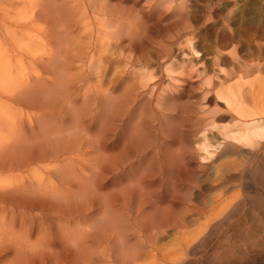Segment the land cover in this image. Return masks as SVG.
I'll return each mask as SVG.
<instances>
[{
  "label": "rangeland",
  "instance_id": "obj_1",
  "mask_svg": "<svg viewBox=\"0 0 264 264\" xmlns=\"http://www.w3.org/2000/svg\"><path fill=\"white\" fill-rule=\"evenodd\" d=\"M23 1L0 0V26L18 17ZM55 1H67L76 8L71 23L92 17L87 8L85 16H77L83 0ZM106 2L134 14L135 30L124 32L119 41L123 47L141 52L143 66L151 71L148 82L156 86L153 94L167 96L172 106L157 109L154 116L156 101L152 99L151 105H141L126 124L118 121L119 134L108 141L102 157L87 153L62 159L59 154L51 163L36 162L37 152L53 135H65L54 131L71 125L68 103L50 85L53 74L40 61L31 63V59L48 56L54 42L41 34L46 33L41 20L26 29H8L3 37L0 28V52L5 60L0 64L17 61L20 65L12 74L19 78L9 87H27L33 92L32 99L39 101L37 105L29 101L34 107L16 109L0 93V142L11 144L3 152L22 153L23 163L13 177L11 171L0 168V179L7 180L8 198L13 178L19 176V202H32L25 213L59 217L53 219L50 231L60 238L58 226L71 221L85 224L91 234L86 253L67 245V239H57L49 250L21 251L18 263L40 264L43 258L45 263L53 258L67 264H124L123 255L127 258L129 250H136L140 256L131 264H257L258 256H264V171L261 182L247 180L255 158L251 148L205 123L214 120L218 127L227 123L234 133L239 130L214 90L218 82L222 87L235 84L239 75L243 77L240 83H257L264 77V23L259 18L264 0ZM44 3L49 7V0ZM35 25H39L36 34L30 29ZM75 68L72 65V73L77 72ZM126 81L117 87L115 96H121ZM143 99L147 101L149 96ZM74 100L78 105L77 98ZM47 110L50 115L43 117ZM137 126L143 132L138 133ZM133 133L137 135L134 139L130 138L136 136ZM203 143L208 144L211 157L200 148ZM61 144L51 147L56 150ZM122 152L127 153L121 156ZM260 158L264 165V156ZM3 202L8 205L12 200ZM116 213L130 220L123 232L126 239L117 236L108 242V225L120 222ZM103 223H107L105 228ZM17 227L22 229L20 224ZM7 228L8 223L0 225L4 238L2 231ZM37 235L35 226L20 241L35 240ZM185 241L188 249L177 251ZM14 259V249L8 244L0 264Z\"/></svg>",
  "mask_w": 264,
  "mask_h": 264
},
{
  "label": "bare ground",
  "instance_id": "obj_2",
  "mask_svg": "<svg viewBox=\"0 0 264 264\" xmlns=\"http://www.w3.org/2000/svg\"><path fill=\"white\" fill-rule=\"evenodd\" d=\"M168 1L172 2V0H166V2ZM44 2L45 0H24L22 9L18 11V17L12 22L5 20L0 26L3 37L8 29H26L29 28L30 23L41 20L44 27L39 25L43 27L41 28L43 32H46L41 34L54 42L47 52L48 56L31 59V63L40 61L53 74V81L50 85L53 87L54 92L57 93L58 91L63 101L68 103L71 111V125L56 129L54 133L64 132L65 135L60 136L58 134L60 137L53 135L52 140L45 145L48 148L41 147L35 158L34 156L33 158L36 162L47 161L51 163L59 154L63 156L62 159L68 158L67 155H84L87 153L96 155L97 158L102 157L108 151V141L119 134L118 121L126 124L137 109L149 103L151 105L150 101L152 99L156 101V104L154 103L155 111L152 110L154 116L157 109L165 108L169 110L172 103L167 96L161 98L158 92L156 95L153 94V90H156L153 89L155 83L148 82L151 71L143 66L141 52L132 47H123L125 44L121 45V41H119L124 32L129 29L135 30L136 24H133L134 14L116 10L106 0H83V7L77 16L79 15L80 18L85 16V9L87 8L92 13V17L86 22L74 20L71 23L76 8L73 6L71 8L67 1H61L58 4L55 0H51V2L49 0V7ZM260 13L261 17L259 18H262L264 23V6ZM26 19L29 22H26ZM181 23L183 24V22ZM38 26L30 27L31 31L36 34V27ZM131 40L129 38V41ZM262 44L263 48L264 42ZM2 55L3 53L0 52V62L5 61ZM74 64L76 65V73L71 72V67ZM19 68L20 65L17 61L7 63V65L6 63L0 64V93L4 94L6 100H9L12 107L16 109L21 106L37 105L39 101L32 99L33 92H31V89L28 90L27 87L23 86L22 88L19 86V89L9 87V83L19 78L17 74L12 75L13 71ZM238 77V82L232 83L228 87H222L223 83L218 82V87L214 91L215 95L222 101L224 110L232 115V124L239 130L234 133L227 123L221 125L222 127H218V123L214 120H207L205 125L211 128H219L221 134L226 138L243 143L251 148L250 154L254 155L255 158L254 163L248 167L246 177L252 183H259L260 176L264 171V165L260 158V156H264V77L258 80L257 83H248L247 81L240 83L243 77L240 75ZM37 78L39 79V76ZM132 79H135V81L132 82ZM5 80H8L7 84L3 82ZM125 81L127 83L121 90V96H115L114 93L117 87L120 84L123 85L122 83H125ZM44 85L49 87L46 83ZM79 93L81 94L78 96ZM144 95L149 96L147 101L143 99ZM74 97L79 101L78 105H76L77 101L74 100ZM29 101L33 105L29 104ZM38 107H44V105ZM204 112L209 111L205 110ZM50 113L51 110L44 111L42 116L46 117ZM162 117H165V115H162ZM141 124L139 125L141 126ZM137 132H143V128L138 127ZM51 133L53 132L50 131L49 134ZM135 137L137 135L130 136L132 139ZM59 143H64L61 144L59 149L55 150L51 147ZM113 144L114 141H112ZM229 145L234 147L231 144ZM10 146L11 144L7 142H0V168L11 171L13 177L15 173L20 171L23 163H21L22 153L5 154L3 152L4 149ZM207 146V143H203L200 148L211 157V152L208 151ZM229 148L227 149L230 152ZM126 153L122 152L121 156ZM166 165L169 167L171 164L168 162ZM217 171H219L218 168ZM18 180L19 176L13 178L11 196L8 198L7 185L4 183L7 180L0 179V225L8 223V228L2 231L6 238L0 235V261L8 244L14 249L15 256L14 261L9 264H19L17 260L20 257L18 255L26 249L29 253L40 247L49 250L51 245L58 242L57 239H67L65 243L73 248L76 247L80 254L88 252V242L91 234L85 228V224L71 221L67 226H58V230L62 234L60 238L58 234H53L50 231L53 219L59 217L43 218L41 214L39 216V214L25 213L24 209H26V206L31 207L32 202L28 204L19 202L22 188L18 187ZM62 190L64 191L63 186ZM5 200H12V202L4 205L6 202L3 201ZM103 210L106 211L107 206H104ZM116 214L120 222L114 220L112 224L108 223V231L110 232V235L107 236L108 242L117 236L126 239L123 232L128 228L125 224L130 220L125 214ZM110 220L113 219L110 218ZM18 224L22 226V229H18ZM106 224L103 223L102 227L105 228ZM35 226L38 232L37 238L35 240L20 241L23 235L29 237L34 232ZM185 242L177 251L188 249L189 243ZM180 244L182 245V242ZM37 251L39 250L34 253ZM127 253V258L126 255H123L121 263H134L140 256V252H136V250H129ZM167 259L169 258L167 257ZM257 260V264H264V256H258ZM44 261L43 258L40 264H67L57 263L53 258L47 259L46 263ZM173 261L175 260L173 259Z\"/></svg>",
  "mask_w": 264,
  "mask_h": 264
}]
</instances>
